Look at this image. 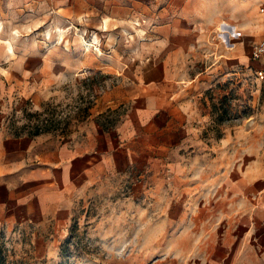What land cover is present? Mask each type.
Wrapping results in <instances>:
<instances>
[{
    "label": "rangeland",
    "instance_id": "1",
    "mask_svg": "<svg viewBox=\"0 0 264 264\" xmlns=\"http://www.w3.org/2000/svg\"><path fill=\"white\" fill-rule=\"evenodd\" d=\"M54 9L40 12L27 3L11 8L1 3L0 55L6 59L0 63V107L10 108L5 127L13 136L40 132L98 156L117 148L119 127L131 108L155 105L154 97L140 95L146 84L160 82L137 80L134 74L152 69L140 61L130 63L134 59L129 56L134 31L147 21L134 12L109 23L101 14L78 19ZM256 16L261 24L260 12ZM219 26L210 36V57L183 66L186 73L204 72L195 82L201 141L180 140L174 132L147 126L142 158L126 167L114 161L111 170H96L70 189L56 215L2 228L0 264L203 262L200 223L193 219L190 224L195 213L184 207L193 196L183 193L184 177L193 185H206L222 174L225 178L231 170L240 178L249 172L264 177V78L257 74L264 65L252 59L264 22L253 30L235 25L233 33ZM81 35L93 41V49L85 50ZM231 48L244 57L231 62ZM223 108L228 113L220 121ZM182 158L192 167L176 179L170 167L187 164Z\"/></svg>",
    "mask_w": 264,
    "mask_h": 264
},
{
    "label": "crops",
    "instance_id": "2",
    "mask_svg": "<svg viewBox=\"0 0 264 264\" xmlns=\"http://www.w3.org/2000/svg\"><path fill=\"white\" fill-rule=\"evenodd\" d=\"M4 2L7 8L27 3L40 12L55 8L78 19L96 13L107 16L109 21L104 22L109 23L134 12L147 24L134 31L130 63L140 61L152 71L133 74L137 80L160 84L143 87L140 97H154V107L131 108L119 127L117 148H106L98 156L44 134L13 136L5 127L10 108L0 107V231L34 216L56 215L71 188L96 170L109 171L114 161L126 167L128 161L142 158L149 125L163 134L174 132L180 140L200 142L202 108L195 82L204 72L186 73L183 66L210 57L214 51L210 36L222 21L252 30L261 27V14V24L255 20H260L256 12L264 0H0V11ZM237 53L228 49V59L237 62L244 57ZM4 59L0 55V63ZM181 161L188 162L170 167L176 179L192 167L187 158ZM223 177L206 185H193L184 177L183 193L193 194L184 207L199 215H192L189 223L199 221L202 231L197 235L206 248L199 264H264V177L256 179L249 172L240 178L234 170Z\"/></svg>",
    "mask_w": 264,
    "mask_h": 264
},
{
    "label": "built area",
    "instance_id": "3",
    "mask_svg": "<svg viewBox=\"0 0 264 264\" xmlns=\"http://www.w3.org/2000/svg\"><path fill=\"white\" fill-rule=\"evenodd\" d=\"M259 12L264 22V3L260 6ZM252 59L264 65V31L259 41L253 46ZM257 74L261 78H264V68L257 69Z\"/></svg>",
    "mask_w": 264,
    "mask_h": 264
},
{
    "label": "bare ground",
    "instance_id": "4",
    "mask_svg": "<svg viewBox=\"0 0 264 264\" xmlns=\"http://www.w3.org/2000/svg\"><path fill=\"white\" fill-rule=\"evenodd\" d=\"M135 24L140 25V22H135ZM102 27L106 30L107 27H108L107 23H105V24L103 23V24H102ZM234 28H236L235 25H231V24H229V23L226 22V21H222V22L220 23V26H219V30L222 31V32H224V33H225V32H227V33H233V29H234ZM2 30H3V24L0 23V31H2ZM16 33L19 34V31H16ZM47 35H48L49 38H51V32H50V31L47 32ZM60 35L62 36V35H63V32H62ZM81 36H82V38H83V44H84V48H85V50H86V51H90L91 49H93V48H94V43H93V41H92V40H87V39H85V38L83 37V35H81ZM98 40H99L98 35L95 34L94 41H98Z\"/></svg>",
    "mask_w": 264,
    "mask_h": 264
},
{
    "label": "trees",
    "instance_id": "5",
    "mask_svg": "<svg viewBox=\"0 0 264 264\" xmlns=\"http://www.w3.org/2000/svg\"><path fill=\"white\" fill-rule=\"evenodd\" d=\"M227 113H228V109L227 108H223L222 114L220 116V121H225V116L224 115L227 114ZM39 134H40V132H36L34 135H39ZM0 253H1V251H0Z\"/></svg>",
    "mask_w": 264,
    "mask_h": 264
}]
</instances>
